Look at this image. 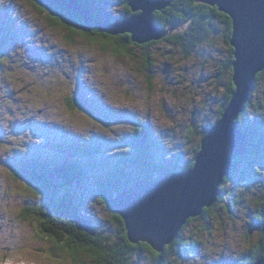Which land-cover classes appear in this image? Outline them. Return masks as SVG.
<instances>
[{
	"label": "rangeland",
	"instance_id": "rangeland-1",
	"mask_svg": "<svg viewBox=\"0 0 264 264\" xmlns=\"http://www.w3.org/2000/svg\"><path fill=\"white\" fill-rule=\"evenodd\" d=\"M107 1L104 8L111 19H121L124 12L119 0ZM31 4L35 6H30L29 0L0 2V59L9 61L0 65V145L7 146L6 150L0 148V264H43L44 253L39 250L56 245L37 239V228L53 235L44 232L43 220L25 209L36 208L38 213L64 197L93 222L95 234L106 238L109 245L115 243L116 224L96 186V177L106 168L96 169L97 165H109L126 154L131 157L138 127L149 124L155 164L182 168L193 158L204 127L217 122L232 75L222 72L229 47L221 31L209 43L196 45L189 55L179 45L164 41L146 49L134 47L135 59L129 62L114 57L112 48L106 53L99 44L89 47L90 41L78 36H72L69 43L65 39L69 30L62 24L50 27L37 0ZM147 54L153 65L151 75L164 85L163 91L154 88L149 94L147 80L151 75L142 60ZM168 67L167 75L164 70ZM167 95L185 105L176 113L175 129L156 124L153 115L155 98ZM70 96L82 103V110L70 108ZM139 99L146 100L147 110L132 103ZM247 112L259 115L264 129V80L259 82ZM65 138L66 144L75 143V150L84 145L96 150L94 159L84 161L83 179L69 186L47 177L55 190H46L43 196L31 195L25 187L35 186L28 160H68L70 151L57 146ZM73 153L78 159L90 155ZM227 185L224 199L213 213L204 221L192 222L182 233L188 243L186 264H238L259 243L246 249L242 246L258 232L253 219L264 198V181L248 177L240 185L239 195L230 193L232 183ZM231 233L239 234L235 247L217 242L221 237L229 239ZM33 240L36 242L31 243ZM57 240L66 243L63 238ZM24 248L29 251H21ZM89 253L80 255L82 264H96Z\"/></svg>",
	"mask_w": 264,
	"mask_h": 264
},
{
	"label": "trees",
	"instance_id": "trees-1",
	"mask_svg": "<svg viewBox=\"0 0 264 264\" xmlns=\"http://www.w3.org/2000/svg\"><path fill=\"white\" fill-rule=\"evenodd\" d=\"M77 1L82 7L86 8L89 11L90 15L93 18L94 24H99L102 22H115V19L113 21L109 13L105 11L104 8L105 5L109 4V1ZM128 2H130V0H128ZM37 4H39L40 12H42L43 15H48L46 21L52 28L58 27L60 24H62V26L64 24H68L69 27H77L82 31L89 32L90 34L100 32L96 27H86L82 21L81 16L76 12L65 10L58 5L52 4L46 0H37ZM41 9L43 11H41ZM217 10L218 9L215 7H210L205 4H198L196 0H176L169 8L164 10L163 16H158L156 15V13L154 14V23L164 30L181 31V33L171 31L172 34L163 41L169 42L173 45H179L183 52L188 55L191 50L196 47V45L209 43L213 39V37L221 31L229 47V57L222 67V72L224 74L231 73L233 75L232 65L234 61V50L230 46V40L233 32L232 21L227 15H221L219 10ZM126 15L127 14L124 12L120 20H123ZM52 17H55L56 19H51ZM57 20L60 21L59 24L56 23ZM72 36L74 35L70 33L68 35V38H72ZM92 40L104 41L105 36L103 35V33L99 37L92 36ZM158 43L160 42L139 46L134 44L131 41L130 37H124L121 40L114 42L113 46L110 48H112V51H114L115 47H117L118 45L126 44L129 46L128 51L130 56H134V47L138 49H146L151 45H156ZM142 60L146 63L148 73L151 75L153 72L151 56L149 54L144 55ZM232 75L225 87L226 89L223 96V102L220 105L218 111V120L224 112V109L229 103L231 95L235 90V88L233 89L231 87V85L233 84ZM261 80H264V71L257 76L256 84L251 92L250 100L245 106V112L241 114L238 120V125L241 127L242 131L245 132L249 137L248 153L254 152L264 155V129L262 127V124L259 122V115L248 114L247 112L250 106H252L253 95L258 89L259 82ZM67 101L72 110H74L75 108H79L80 110H82V103L77 102L72 96H70ZM211 127L212 125L204 127V131L201 135V140L208 134ZM150 131L151 127L149 124H142V126L138 127L139 135L136 134L137 136L133 141V154L131 157H129V154H126L109 165L107 163L104 164L101 162V164L97 165L96 168H106V170L101 175L96 177V186L98 187V191L100 193L102 201L110 209L113 221L116 224L117 241L109 245L107 244V239L100 237L98 234H96L95 237H92L88 233L78 231L76 220L73 216V211L78 214V217L80 219L87 221L89 219L84 217L81 212L73 206L72 201L66 197H64L61 201L52 203L53 205H50L52 209H58L59 214L55 215L50 212L53 215H51L50 217H46L49 218L53 223L50 224L54 225L55 229H58L57 231H61V234L59 236H56V233H51V235L55 236V238L57 239L63 238L65 239V242H70V239L75 236V245L77 246V248L79 247L83 249V247H85V250L89 251V254L91 255L105 253V255H101L99 257L101 260L105 261V264H186V262H188L189 260L187 257L188 255H184V250L188 243L186 242V238L182 233L188 228V226L192 222L198 220L204 221L209 214L213 213L214 209L218 207L219 204L223 201V196L227 192V190L225 189L228 186V183H232L230 193L239 195V193L241 192L240 185L245 180H247L248 177H250V179H252L253 181H259L261 179L259 175L250 176L242 172L241 168H239V163H241L243 156L239 157L238 160L236 159L237 163L234 174L237 175L238 169H240V173L236 176L237 178L234 179L233 175L224 180V183L220 187L221 197L219 198L217 203L211 209H206L201 217L189 221L183 231L179 234V237L172 244L165 247L164 252L161 253V256L159 258L154 256L153 253L146 248H131L127 243V235L124 227V222L111 209L108 202L109 197L111 195H120L125 188H132L139 179L161 180L170 174L190 170L194 165L195 157L200 151L201 141L195 149L193 158L188 161L187 164L182 168H167L164 165L155 164L152 157L153 137ZM66 141L67 138H65L64 142H62L61 144L58 143L57 146H64V149H68V151H70L69 153L63 152L67 153L68 156H71V158H68V160H64V162L59 163H52V160H48L47 162L42 160L38 161L39 159L37 158L28 160L30 164H27V166L32 167L33 169V171L31 172L33 173L32 182L35 186L37 185L36 187L33 186L32 189L37 193V195L43 196L46 190H55V186L51 183V181L47 179V177L57 178L58 180L60 179L66 185L72 186V183L75 180L79 181L83 179L84 170L86 167H83V164L86 165L84 161L87 159H94L96 150L93 149L91 145H84L81 148L78 147V150H75V143L68 145L65 143ZM73 152H82L83 154L88 153L90 155H88L89 158L82 157L78 159L75 157V153ZM25 174H30V172ZM261 201H264V198ZM261 201L257 205L259 210V217H256L253 220L256 223L258 232L262 233L263 235H261L264 236V220H262L260 217L264 215V203H261ZM36 210V208H31L28 210L25 209V212H33L36 217L38 216V220H41L42 213L46 211V208L41 209L40 211H38V213ZM34 222L37 223L36 220ZM91 224L93 227L92 221ZM261 258H264V239L259 240V243L255 245L246 260L238 264H254L256 261H258V259Z\"/></svg>",
	"mask_w": 264,
	"mask_h": 264
},
{
	"label": "water",
	"instance_id": "water-1",
	"mask_svg": "<svg viewBox=\"0 0 264 264\" xmlns=\"http://www.w3.org/2000/svg\"><path fill=\"white\" fill-rule=\"evenodd\" d=\"M59 7L76 12L86 27H96L101 33L122 36L121 30H130L128 21L93 23L89 11L77 0H46ZM176 0H130L129 3L148 2L151 11L144 10L145 26L139 36L130 37L139 46L160 42L172 33L155 25L154 14L164 12ZM198 4L215 7L232 21L230 46L233 52L232 83H236L231 99L220 119L201 140L200 151L193 167L173 173L161 180L139 179L132 188H125L108 199L113 212L124 222L127 239L152 243L163 253L172 244L189 221L199 218L211 209L221 197L220 187L231 177L235 161L248 153V135L238 125L245 112L258 74L264 71V0H196ZM136 9L133 8V11ZM170 67L165 74H169ZM246 70V73H245ZM77 230L96 234L89 221L73 212ZM254 264H264V259Z\"/></svg>",
	"mask_w": 264,
	"mask_h": 264
},
{
	"label": "snow or ice",
	"instance_id": "snow-or-ice-1",
	"mask_svg": "<svg viewBox=\"0 0 264 264\" xmlns=\"http://www.w3.org/2000/svg\"><path fill=\"white\" fill-rule=\"evenodd\" d=\"M29 3L30 6H35L31 4V0H29ZM119 3L121 10L127 14L125 16V19L128 21V25L130 28V30H121L123 36H119V35L114 36V35H109L107 33H103V35L105 36L104 41L92 40V36L99 37L100 35H102V33L95 32L90 34L89 32L82 31L77 27H69L68 24H64L63 27L68 28L70 33H72L74 36H78L81 40H89L90 41V44L88 45L89 47H91V44H99L102 50L107 53L109 48L113 46L114 42H117L124 37H132L134 34L136 36H139L140 30L146 24V19L143 15V12L145 9L151 11L148 2L129 3L128 0H119ZM133 8H135L136 10L133 11ZM41 11L43 10L41 9ZM156 15L163 16L164 13L158 12L156 13ZM221 15H225V14L221 13ZM51 19H56V18L52 17ZM56 23L59 24L60 21L57 20ZM65 39L69 43H72L71 38H65ZM128 47L129 46L126 44H120L117 47H115L114 51L112 52V55L120 59H127L129 60V62H131L132 60L135 59V57L130 56ZM7 64H9L8 59H0V65H7ZM134 66L137 69H139V65H134ZM261 67H264V65H261ZM210 78L211 77H206V79H210ZM236 83L237 82H234L231 85L233 89L236 87ZM147 84H148L149 94H151L154 88H159L161 91H163L164 85H160L156 83V81L153 79L152 76L148 77ZM132 103L141 106V104L143 103V99L133 100ZM156 106L164 116L171 117V121H174L176 119V113L185 107V105L179 104L178 99H174V102H170L168 98H159L156 101ZM168 128L175 129L176 124L170 123ZM241 170L242 172L250 176L259 175L261 179L264 180V155L254 152L245 153L241 160ZM25 187L28 193H30L33 196L37 195V193L33 191L32 188L28 187L27 185H25ZM261 203H264V201H261ZM261 219L264 220V216H262ZM37 233H38L37 239L47 241L49 243L56 245V247L51 250L48 248H43L39 250L44 253L43 264H82V262L80 261V255L86 251L85 249H78L75 243L66 242L64 244H60L58 240L55 238V236L45 235L40 231L39 228H37ZM262 239H264V236H262ZM35 242L36 240L31 241V243H35ZM127 243L131 248H146L150 250L154 256L158 258L161 256V252L157 251V249L153 246L152 243L133 242V239L131 238L127 239ZM21 251L27 252L29 251V249L24 248L21 249ZM101 255H105V253H99L97 255L90 254L91 259L95 260L96 264H105V261L99 258ZM8 264H11V261H9Z\"/></svg>",
	"mask_w": 264,
	"mask_h": 264
},
{
	"label": "clouds",
	"instance_id": "clouds-1",
	"mask_svg": "<svg viewBox=\"0 0 264 264\" xmlns=\"http://www.w3.org/2000/svg\"><path fill=\"white\" fill-rule=\"evenodd\" d=\"M0 2H2V0H0ZM21 2H23V0H21ZM160 97L157 96L155 98V103L153 105V115L155 116V123L163 126V127H168L170 123H173V121H171L170 117L164 116L158 109V107L156 106V101L159 99ZM166 98L169 99L170 102H174V98H172L170 95H167ZM180 103V102H179ZM147 102L146 100H143V103L141 104V107H143L145 110H147ZM0 148L3 149H7L6 145H0ZM238 233H231L230 234V238L229 239H225L223 237H221L217 242L219 244H224V243H228L230 244L232 247L236 246V237L238 236ZM262 239V235L257 232L254 236L252 237H248L246 240L243 241L242 246L243 248H250L252 247L253 244H255L257 241Z\"/></svg>",
	"mask_w": 264,
	"mask_h": 264
},
{
	"label": "flooded vegetation",
	"instance_id": "flooded-vegetation-1",
	"mask_svg": "<svg viewBox=\"0 0 264 264\" xmlns=\"http://www.w3.org/2000/svg\"><path fill=\"white\" fill-rule=\"evenodd\" d=\"M238 160V159H237ZM236 163H237V161H235V167H236ZM240 164V167L239 168H241V163H239ZM235 170H236V168H234V172H233V175L235 174ZM240 173V169H238V174ZM237 174V175H238ZM232 175V176H233ZM237 175H234L233 176V178L234 179H236L237 177ZM54 209H52L50 206H47L46 207V211L44 212V213H42V217H41V220H43V222H44V232L46 233H56L55 235L56 236H59L60 234H61V231H57L58 229L56 228H54V225H52L53 223L50 221V219L49 218H47V217H50L51 215H53V214H55V215H58L59 214V211H58V209H56V210H54ZM259 211V210H258ZM258 211H257V217H259V215H258ZM53 213V214H51V213ZM47 216V217H46ZM264 216V215H263ZM260 217H262V216H260ZM198 221H201V220H198ZM198 221H195V222H198ZM50 223H52V224H50ZM70 243H75V236H73L72 237V240L70 241Z\"/></svg>",
	"mask_w": 264,
	"mask_h": 264
},
{
	"label": "bare ground",
	"instance_id": "bare-ground-1",
	"mask_svg": "<svg viewBox=\"0 0 264 264\" xmlns=\"http://www.w3.org/2000/svg\"><path fill=\"white\" fill-rule=\"evenodd\" d=\"M21 215V214H20Z\"/></svg>",
	"mask_w": 264,
	"mask_h": 264
}]
</instances>
